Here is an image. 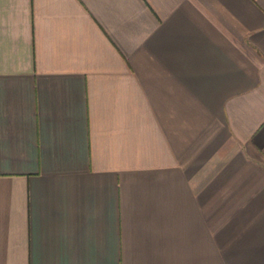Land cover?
I'll use <instances>...</instances> for the list:
<instances>
[{"label": "crops", "instance_id": "crops-1", "mask_svg": "<svg viewBox=\"0 0 264 264\" xmlns=\"http://www.w3.org/2000/svg\"><path fill=\"white\" fill-rule=\"evenodd\" d=\"M0 264H264V0H0Z\"/></svg>", "mask_w": 264, "mask_h": 264}]
</instances>
